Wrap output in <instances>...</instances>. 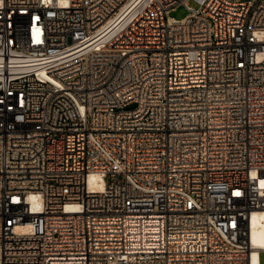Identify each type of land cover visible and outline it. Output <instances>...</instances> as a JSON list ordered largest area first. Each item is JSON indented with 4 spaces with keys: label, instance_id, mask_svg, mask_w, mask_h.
Masks as SVG:
<instances>
[{
    "label": "built area",
    "instance_id": "1",
    "mask_svg": "<svg viewBox=\"0 0 264 264\" xmlns=\"http://www.w3.org/2000/svg\"><path fill=\"white\" fill-rule=\"evenodd\" d=\"M255 212L264 0H0V264H260Z\"/></svg>",
    "mask_w": 264,
    "mask_h": 264
},
{
    "label": "bare ground",
    "instance_id": "2",
    "mask_svg": "<svg viewBox=\"0 0 264 264\" xmlns=\"http://www.w3.org/2000/svg\"><path fill=\"white\" fill-rule=\"evenodd\" d=\"M97 176L94 175L93 179ZM252 239L253 243L258 247H264V222L260 213L255 212L252 216ZM253 257L255 260L258 256V251H253Z\"/></svg>",
    "mask_w": 264,
    "mask_h": 264
},
{
    "label": "rangeland",
    "instance_id": "3",
    "mask_svg": "<svg viewBox=\"0 0 264 264\" xmlns=\"http://www.w3.org/2000/svg\"><path fill=\"white\" fill-rule=\"evenodd\" d=\"M191 5H193L194 7H197L198 5L191 1L190 2ZM188 13V10L186 9V7L184 5H180L177 8H175L174 10L171 11V16H174L175 18H183L184 16H186ZM259 262L260 264H264V252H260L259 253Z\"/></svg>",
    "mask_w": 264,
    "mask_h": 264
}]
</instances>
